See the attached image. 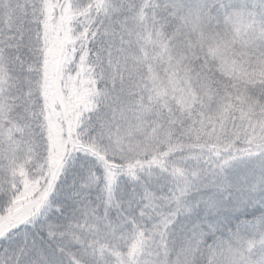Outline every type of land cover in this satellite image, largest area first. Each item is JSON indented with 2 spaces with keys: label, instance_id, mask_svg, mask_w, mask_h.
Wrapping results in <instances>:
<instances>
[{
  "label": "snow or ice",
  "instance_id": "obj_1",
  "mask_svg": "<svg viewBox=\"0 0 264 264\" xmlns=\"http://www.w3.org/2000/svg\"><path fill=\"white\" fill-rule=\"evenodd\" d=\"M259 7L0 0V264H192L161 209L182 161L264 152Z\"/></svg>",
  "mask_w": 264,
  "mask_h": 264
},
{
  "label": "trees",
  "instance_id": "obj_2",
  "mask_svg": "<svg viewBox=\"0 0 264 264\" xmlns=\"http://www.w3.org/2000/svg\"><path fill=\"white\" fill-rule=\"evenodd\" d=\"M222 2L230 11H255L257 15L260 11L259 0H222ZM260 157H264V152L236 153L231 156L223 153L220 156H209L206 159H189L181 162V167L189 172L188 179L192 177L198 180L197 185L207 196L212 197L211 194L215 193V189L212 191L213 187L209 183L203 184L202 180L206 177L211 179V175H218L220 170L224 174L229 172L233 176L240 177L239 181L246 180V184H229L228 188L223 189L224 194L217 193L216 197L208 202L197 201L188 207L183 201V204L187 205L185 215L177 210L182 209V206L174 208L176 215L167 229V239L173 253L191 246L196 249L192 256V264H206L214 245L218 246L226 242L232 244L241 236L240 242L249 240L258 242L251 253L244 255L245 264H264V238L261 242L260 237L248 233L250 238L246 240L244 233L248 230L243 227L258 221L260 229L256 235L264 237V172L261 170L264 165L256 161ZM243 170H247L244 176L241 173ZM192 171L196 172L194 177L190 175ZM222 178L223 175L220 180ZM151 179L158 184H165L168 190L177 186V182L170 174L159 169L153 170ZM250 181L259 183V188H256L257 190L252 188ZM125 185L131 187L127 180H125ZM154 222H156L155 218L150 221V223Z\"/></svg>",
  "mask_w": 264,
  "mask_h": 264
},
{
  "label": "rangeland",
  "instance_id": "obj_3",
  "mask_svg": "<svg viewBox=\"0 0 264 264\" xmlns=\"http://www.w3.org/2000/svg\"><path fill=\"white\" fill-rule=\"evenodd\" d=\"M256 161H260L262 162V164L264 165V157H260L258 158ZM226 168H229V166H226ZM264 172V166L263 169H261ZM242 175H246L247 174V170H243L241 171ZM250 172L248 171V174ZM200 175H202L200 173ZM223 175V178L220 180V177ZM240 177L237 176H233V174H229V172H227L226 174H224L223 172H221V170L218 172V175L212 174L211 175V179H209L208 177H206L205 179L202 180L203 184H210L213 187V190L215 189V193H212L211 196H207L205 194H203L201 192V189L199 188V186L197 185L199 183L198 180H195L194 178L190 177L189 180L190 182L187 185L186 191L184 193L183 196L180 197L179 201H167L161 211L165 214V215H169L171 214V220L175 218L176 213L174 212L175 209L174 208H179V206H182V209H177L179 210L180 214H187L185 213L186 209H187V205L189 207L190 204L193 203H197V201H204V202H208L210 201L212 198L216 197V194L218 193L220 195L224 194L223 189L225 187L228 188L229 184H246V180L243 181H239ZM249 184H251L252 188H254L255 190H257L256 188H259L258 185H260L259 183H254L252 181L249 182ZM147 187L149 188L150 191L153 192L154 195L158 196V197H167L171 191L175 190V188H172V190H168V186H166L165 184H158L154 179H150L147 183ZM218 195V197H219ZM217 197V198H218ZM183 201L187 204H183ZM170 209H172V211L170 212ZM249 226L244 225L243 227H245V229L248 230L247 233H244L245 239H249L250 238V234H252L253 236H258L260 237V240L262 242V239L264 238L263 235H256L257 231H259L260 229V222L256 221L253 223L248 224ZM241 235V234H239ZM241 237V236H240ZM240 237L238 239L235 240V242H233L232 244H230L229 242H226L225 244H219L214 245L213 249L211 250V252L208 255V259H207V263L206 264H245L243 258L244 255L246 253H251L253 251V248L256 244H258V242L256 240H249V241H245V242H240L239 240ZM170 246V245H169ZM227 250V252H226ZM217 257L219 258L217 260ZM248 259V258H247ZM194 264V263H193Z\"/></svg>",
  "mask_w": 264,
  "mask_h": 264
}]
</instances>
